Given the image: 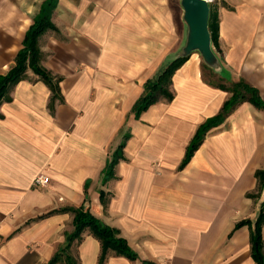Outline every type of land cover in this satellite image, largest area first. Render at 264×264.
<instances>
[{"label":"crops","instance_id":"obj_1","mask_svg":"<svg viewBox=\"0 0 264 264\" xmlns=\"http://www.w3.org/2000/svg\"><path fill=\"white\" fill-rule=\"evenodd\" d=\"M44 1L0 0V76ZM216 6L226 76L193 53L173 76V99L136 117L146 82L184 45L179 3L58 0V31L40 42L59 97L29 70L0 104V264H47L74 230V212L49 214L66 207L89 210L137 253L111 251L104 264H256L251 227L235 226L255 222L264 201L256 177L264 110L238 105L180 169L200 125L231 96L213 83L245 79L264 99V0ZM122 142L124 157L105 180ZM39 174L49 183L37 186ZM69 251L79 264H99L102 246L87 229Z\"/></svg>","mask_w":264,"mask_h":264},{"label":"trees","instance_id":"obj_2","mask_svg":"<svg viewBox=\"0 0 264 264\" xmlns=\"http://www.w3.org/2000/svg\"><path fill=\"white\" fill-rule=\"evenodd\" d=\"M58 0H45L41 6L39 14L34 17V21L25 33L23 47L19 50L15 65L4 75L0 76V104L3 100L9 98L10 89L20 80L26 77L27 72L32 70L42 80L47 82L54 91L53 100L59 97V81H54L49 72L42 66L43 53L41 50V37L47 31H58V27L53 22V14L56 9ZM216 3V0H214ZM213 3V4H214ZM211 4L209 17V30L211 33L213 47L219 51V13L216 4ZM226 5V3H224ZM189 57L181 56L173 59L159 70L157 75L148 80L145 84V91L142 97L134 106L136 117H139L151 105L159 101L160 98L172 100L174 94L171 90L172 79L176 71L183 66ZM204 67L211 68L204 63ZM223 82L213 83V85L231 93L230 98L224 103L219 114L208 118L200 127L189 144L186 156L180 165L183 169L193 157L195 151L199 149L204 141L206 134L213 128L220 125L224 119L241 103L251 102L257 108L264 110V99L260 94V90L249 83L245 79L239 81H230L222 78ZM125 142H122L118 151L114 154L112 160L105 171V180H109L115 176V167L122 159L123 148ZM256 177L260 182V189L264 187V169L256 172ZM74 212V230L67 236V244L63 246L47 264H79L70 254V247L76 240H81L83 233L88 229L97 237L102 246V252L99 259V264H104L111 251L119 255L126 256L131 259L137 258V253L132 250L128 241L122 237L116 228L105 224L97 218L89 210L84 208H61L53 210L49 214L56 212ZM263 223H264V201L261 204L259 215L255 222L251 219L239 221L235 230L245 225L251 227V243L252 255L256 264H264V238H263Z\"/></svg>","mask_w":264,"mask_h":264},{"label":"water","instance_id":"obj_3","mask_svg":"<svg viewBox=\"0 0 264 264\" xmlns=\"http://www.w3.org/2000/svg\"><path fill=\"white\" fill-rule=\"evenodd\" d=\"M183 16L187 24V37L181 49L168 62L181 56L191 57L199 52L204 62L218 73H223V64L217 55L209 30L211 6L207 0H181Z\"/></svg>","mask_w":264,"mask_h":264},{"label":"built area","instance_id":"obj_4","mask_svg":"<svg viewBox=\"0 0 264 264\" xmlns=\"http://www.w3.org/2000/svg\"><path fill=\"white\" fill-rule=\"evenodd\" d=\"M209 3H213L214 0H210L208 1ZM49 183V178L47 176H45L44 174H39L35 180V184L38 185H46Z\"/></svg>","mask_w":264,"mask_h":264},{"label":"rangeland","instance_id":"obj_5","mask_svg":"<svg viewBox=\"0 0 264 264\" xmlns=\"http://www.w3.org/2000/svg\"><path fill=\"white\" fill-rule=\"evenodd\" d=\"M175 2H178L179 3V5H180V8H181V12L183 13V7H182V4H181V0H175ZM211 4H213V3H210V6H211ZM214 4H216V3H214ZM213 4V5H214ZM215 49V51L217 52V49L216 48H214ZM195 54H198V56H199V58L201 59V61H202V63L204 64L205 62H204V59H203V57L201 56V54L199 53V52H195ZM219 56V58H220V60H221V57H220V55H218ZM171 59H172V56H171ZM168 62V61H167ZM166 62V63H167ZM207 68V67H206Z\"/></svg>","mask_w":264,"mask_h":264},{"label":"bare ground","instance_id":"obj_6","mask_svg":"<svg viewBox=\"0 0 264 264\" xmlns=\"http://www.w3.org/2000/svg\"><path fill=\"white\" fill-rule=\"evenodd\" d=\"M207 1H210V0H207Z\"/></svg>","mask_w":264,"mask_h":264}]
</instances>
